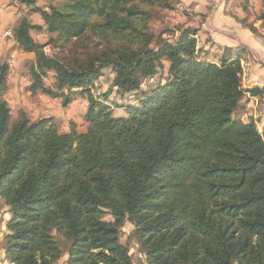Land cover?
Wrapping results in <instances>:
<instances>
[{
    "label": "trees",
    "instance_id": "obj_1",
    "mask_svg": "<svg viewBox=\"0 0 264 264\" xmlns=\"http://www.w3.org/2000/svg\"><path fill=\"white\" fill-rule=\"evenodd\" d=\"M47 1L31 9L42 25L27 16L13 31L35 56L26 90L65 104L86 99L88 130L72 121L61 132L25 112L11 125V66L0 64L4 260L133 264L121 241L130 224L144 264H264V129L240 119L246 93L260 91L244 88L241 63L228 49L209 61L195 28L154 32L153 10L174 11L181 0ZM107 71L110 91L97 98L89 86ZM113 90L129 97L117 103L124 115L107 103Z\"/></svg>",
    "mask_w": 264,
    "mask_h": 264
},
{
    "label": "crops",
    "instance_id": "obj_2",
    "mask_svg": "<svg viewBox=\"0 0 264 264\" xmlns=\"http://www.w3.org/2000/svg\"><path fill=\"white\" fill-rule=\"evenodd\" d=\"M25 1H31L28 5ZM243 0H181L172 13V23L176 26L197 29L195 36L198 46L207 51V58L213 63L219 62L224 50H230L233 61H239L243 67L245 82L248 88H257L258 96L245 95L243 102L247 104V112L241 117L248 122L250 117L258 118L259 129H264V28L256 20L261 9V1L256 13L253 7L245 9ZM34 2V3H33ZM47 0H0V64L9 61L11 70L8 78L6 99L12 111L27 110L35 118H47L64 113L60 101H53L41 93L33 94L26 90L30 84L29 68L35 56L26 53L13 38V31L20 20L29 17L34 25H42L39 14L31 13V9L45 7ZM251 2L249 5L251 6ZM244 23H253L258 34H254ZM32 36L40 43H45L46 36L33 32ZM53 82V80H52ZM47 81L48 84H52ZM244 84V85H245ZM68 115H73L71 111ZM72 122V121H71ZM74 122V121H73ZM3 264H9L4 262Z\"/></svg>",
    "mask_w": 264,
    "mask_h": 264
},
{
    "label": "rangeland",
    "instance_id": "obj_3",
    "mask_svg": "<svg viewBox=\"0 0 264 264\" xmlns=\"http://www.w3.org/2000/svg\"><path fill=\"white\" fill-rule=\"evenodd\" d=\"M244 1L245 0H243L242 3H244ZM248 1L252 3L250 7H253L254 12L256 13V10L258 9V6H259V0H248ZM153 13H154V19L152 22V27H153V30L155 33L158 34L165 27H168L171 29L172 28L174 29V27H176V25H174L172 23L173 11H164V10L154 9ZM46 52L50 53L51 49L47 48ZM166 67H167V64H166ZM161 72H162V78H165L166 75L164 74V71H161ZM113 78H114V74L111 73L110 71H107L105 73L104 77H102L99 80H96L92 85H90L89 87H90L91 91L93 92L94 96L98 98L99 95H101L103 93H107L108 91H110V86H111V82H112ZM246 79H247V76L244 75V71H243V75H242L243 85L247 81ZM47 81L49 83L52 82V75H50V77L47 79ZM244 88L250 89V88H248V86H246V84L244 85ZM246 95L248 96V92L246 93ZM50 98L53 99V101H60L62 104V107H63L62 111L64 113L59 114V115L53 114L52 117H50L49 114L47 115V118L52 119L59 124L61 132L69 130V125H70L71 121H74L75 123H77L79 132H86L88 130V126L86 125V123L83 119L84 113H85V111L87 109V105H88V102L86 99L75 98L71 103L65 104L64 99H62V98H52V97H50ZM129 101L130 100H129L128 96L121 99L118 97L117 94H115V90H113V91H111L109 101L107 103L109 105L114 106V108L116 109L115 113L117 115H124V111L121 108H117V105H118L117 103L119 102V103H121V105H125L126 103H129ZM69 111L72 112V114H73L72 116L68 115ZM21 112L27 113L30 117L32 116V114L29 111L24 110V109L19 111L15 107L14 111H12L11 125L19 118ZM252 118L256 121L257 128L259 129L258 118H256V119L254 117H252ZM41 119H44V118L39 119V118H35L33 116L32 120L34 122H36V121L41 120ZM240 119L242 121V118H240ZM10 217H11V215L9 212V207L7 206L5 200L0 197V247H1L0 254H1V258L3 259L1 264H3L4 262H7L6 260H4L3 247L5 244L4 235L6 233V223L8 222ZM106 219H111V216L107 215ZM132 230H133V227L130 224H127L123 230L121 241H122V243L127 244L129 246L130 254L132 255V259H133V264H144V261H145L144 256L139 252L138 244H137L136 240L133 237L132 238L129 237ZM66 261H67V257L64 256L57 264H67Z\"/></svg>",
    "mask_w": 264,
    "mask_h": 264
},
{
    "label": "built area",
    "instance_id": "obj_4",
    "mask_svg": "<svg viewBox=\"0 0 264 264\" xmlns=\"http://www.w3.org/2000/svg\"><path fill=\"white\" fill-rule=\"evenodd\" d=\"M248 96H249V97H251V94H250V93H248Z\"/></svg>",
    "mask_w": 264,
    "mask_h": 264
}]
</instances>
